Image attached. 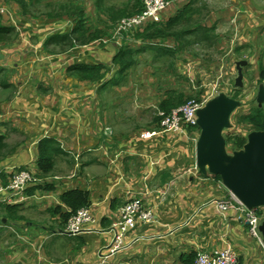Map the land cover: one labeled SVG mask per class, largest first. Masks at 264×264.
I'll return each instance as SVG.
<instances>
[{
	"label": "crops",
	"instance_id": "0c3cea01",
	"mask_svg": "<svg viewBox=\"0 0 264 264\" xmlns=\"http://www.w3.org/2000/svg\"><path fill=\"white\" fill-rule=\"evenodd\" d=\"M208 1L198 0L194 8L209 9ZM11 5L0 0L2 24L17 36L12 45L0 46V190L16 168L33 174L27 190L36 184L53 188L26 191L27 200L16 205L2 202L8 194L0 191V264H194L190 258L197 252L225 249L236 254L237 264H264L238 204L214 176L199 173L195 143L171 134L143 140L140 134L148 127L128 137L123 119L109 122L115 112L102 94L111 86L79 83L66 75L72 65L105 64V80L111 79L117 48L91 43L58 54L53 45L45 47L53 22L37 23ZM221 8L230 18L236 11L244 18L249 11L244 37L250 31L253 40L258 37L264 23L257 17L264 9L258 10L255 0H226ZM172 16L167 10L163 18ZM72 27L64 23L56 34ZM120 126L122 133L115 130ZM41 141L53 143L46 172L36 163ZM75 190L88 194L87 208L97 224L95 232L71 237L64 234L63 216L69 210L62 197ZM132 198H141L155 221L139 225L126 238L128 247L103 262L110 226ZM214 202L228 204V211L219 214Z\"/></svg>",
	"mask_w": 264,
	"mask_h": 264
},
{
	"label": "rangeland",
	"instance_id": "374dc122",
	"mask_svg": "<svg viewBox=\"0 0 264 264\" xmlns=\"http://www.w3.org/2000/svg\"><path fill=\"white\" fill-rule=\"evenodd\" d=\"M72 1H78L82 4L87 22L92 28L100 29L107 24V17L105 15L101 16L96 11L93 0H38L34 6L29 8V12L35 15L39 19L36 20L37 23H40V21L44 20L40 19V16H44L47 12L57 11L59 4H66ZM124 1L112 0L109 4L115 5L114 10H116L121 7ZM185 3H187V0L174 2L169 11L175 15ZM225 3L226 0H210L207 3L209 9H202L200 15L195 17V19L199 20V24L204 27L210 26L213 21L216 22L214 23L216 26L212 36L217 40L212 47L194 45L181 49L178 54H175V57L169 55L165 59L160 60H154V54L150 51L137 56L136 65L127 72L122 82H120L123 89L108 87L109 89L102 94L103 101L108 104V107L110 105V112L113 111L116 115L111 117L110 123L123 119L124 123L120 124L125 126V133L128 137L136 136L138 132L144 131L143 129L147 127L152 129L158 103L166 92L182 94L187 99H198L205 94H209L214 88L218 94H225L230 98L236 95L237 98L235 100L241 102V106L231 116L230 129L223 131V136L228 138V136L233 134L247 133L248 129L237 126V122L242 118L243 113H247L255 103L259 86L257 72L259 65L264 61V26H260L263 29L254 40L252 36H249L251 31L246 32L249 35L244 37L245 29H243V26L251 21L249 19L251 18L249 17V11L247 10L248 14L243 12L245 14L244 18L237 15V11L230 18L228 15L224 16L222 12L223 8L221 7ZM255 6L258 10L264 9V1L255 0ZM14 7L18 10L17 6ZM257 19L259 22L262 21L264 23V15H258ZM28 20L31 24H37L32 19ZM164 22L165 20L162 18L161 23ZM63 24H55L53 22L48 35L51 36L58 33ZM40 27H44V24L40 25ZM116 27L111 31L113 32ZM44 28H47V26ZM112 32L109 33L110 38L96 41L93 45L103 48L110 44L118 50L124 44L138 48L141 43V41L133 39L135 32L132 34H129V32L122 37L119 44H116V40L112 38ZM161 45L164 48L168 46L165 42ZM55 51L58 52L57 49ZM258 58H260L259 63L257 62ZM251 60H256V63L252 64ZM237 61H245L242 68L243 82L240 89L234 87V80L237 77L235 69ZM237 90H240V92ZM262 110L264 113V109ZM149 129L146 131H156L154 130L156 128H153V130ZM115 130L122 133L123 126ZM187 139L193 142L192 137ZM227 151L232 152L230 148H227Z\"/></svg>",
	"mask_w": 264,
	"mask_h": 264
},
{
	"label": "trees",
	"instance_id": "16d2710c",
	"mask_svg": "<svg viewBox=\"0 0 264 264\" xmlns=\"http://www.w3.org/2000/svg\"><path fill=\"white\" fill-rule=\"evenodd\" d=\"M8 4L16 5L20 14L23 17H28L38 20L35 15L29 12V8L34 6L38 0H4ZM112 0H93L94 8L101 16L107 17V24L100 29L92 28L87 22L85 10L82 4L78 1L68 2L66 4H59L57 11L47 12L44 16H40V19H44L45 22H54L56 24L70 23L73 25L71 30L61 34H54L48 37L45 47L53 45L54 49L58 50V54L65 53L66 51L75 48L87 46L99 40H103L110 36L111 30L116 23L129 16L138 15L143 10V0H125L122 2L120 8L114 10L115 5L109 4ZM198 0H188V2L179 10L175 15L170 17L167 21L160 24H150L146 26L142 31H136L133 34V39L145 43H140L138 48L134 46H121L111 59V67L114 68V74L111 79L105 80L109 66L105 64H76L66 68V75L70 78L77 80L79 83L85 82L93 85L100 84L102 88L107 86L121 87L120 82L127 74V72L136 65V58L138 55L145 53L146 51L152 52L154 60L165 59V57L171 55L175 57L181 49L191 47L194 45H201L205 47H212L216 43V38L212 36L215 30L213 25L210 28H206L199 24V20L195 19L200 15V10L197 7L194 8ZM201 1V0H200ZM107 26V27H106ZM110 38V37H109ZM17 39L15 29L8 25L2 24L0 17V46L8 47L12 45ZM163 42L167 43L166 48L162 47ZM149 43L153 45H149ZM172 44V45H170ZM54 52V51H52ZM258 84L264 86V63L259 65L258 69ZM240 92V90H237ZM236 99V95L232 97ZM191 99V98H190ZM187 100L182 94L174 92H166L165 96L160 100L157 106V111L169 113L172 109L182 106ZM264 107L259 108L254 103L253 107L247 113H243L242 118L237 122V126L247 128L246 134H233L225 138L226 147L232 151H239L246 143V136L249 132L263 131L264 130ZM160 118L155 117L152 128H158ZM4 139L0 137V148L3 147L2 141ZM53 145L52 142L41 141L38 145L39 152L37 158V168L40 172H46V164L52 163V155L48 149ZM40 178V175L38 176ZM214 178L220 181L218 176ZM47 187V188H46ZM52 186H43V184H36L29 188L27 194H32L35 190L52 189ZM64 206L69 210V213L64 214L63 221L75 214L79 209L87 208L89 206L88 194L86 192L75 190L65 194L62 197ZM6 210H10V206L5 207ZM264 208L257 209L260 212ZM195 256H192L190 260L194 261Z\"/></svg>",
	"mask_w": 264,
	"mask_h": 264
},
{
	"label": "built area",
	"instance_id": "2783aa9c",
	"mask_svg": "<svg viewBox=\"0 0 264 264\" xmlns=\"http://www.w3.org/2000/svg\"><path fill=\"white\" fill-rule=\"evenodd\" d=\"M180 0H143V10L140 14L121 19L113 30L112 38L119 44L126 34L144 29L150 24L162 22L164 13L169 10L174 2ZM164 19V18H163ZM114 27V28H115ZM102 41V40H101ZM142 44V43H141ZM149 45H153L149 43ZM121 47V46H120ZM221 94V93H219ZM212 88L209 94H205L198 99H189L182 106L172 109L169 113L157 111L156 116L160 118L156 131H144L140 134L143 140L151 139L159 134L180 135L187 138L192 137L196 143L199 136L197 127V112L205 106L207 102L219 95ZM105 135L110 137L112 131L105 130ZM34 176L30 171L16 168L11 171L10 179L6 186L0 191L8 195L2 199L9 205H16L27 200L26 188L34 181ZM231 195V194H230ZM232 199L238 204L239 211L243 213L247 223V231L251 238L257 241L264 253V244L261 235L258 234L259 226L264 221V210L245 208L233 195ZM217 212L223 215L228 211L229 205L224 202H214ZM155 221L152 210L145 208L141 198H132L120 209L118 219L110 226V243L105 248V253L101 259H105L125 250L128 246L126 238L137 229L139 225L153 224ZM96 219L91 215L88 208L79 209L71 215L64 228L67 236H77L83 233L95 232ZM136 241V240H134ZM236 254L229 250H216L211 253L197 252L194 264H237Z\"/></svg>",
	"mask_w": 264,
	"mask_h": 264
},
{
	"label": "water",
	"instance_id": "95a60500",
	"mask_svg": "<svg viewBox=\"0 0 264 264\" xmlns=\"http://www.w3.org/2000/svg\"><path fill=\"white\" fill-rule=\"evenodd\" d=\"M245 61H237L234 87L243 82L242 68ZM259 108L264 107V86L259 85L255 97ZM241 102L219 94L201 108L197 114L199 136L195 143V163L200 174L218 176L224 188L245 208H264V130L246 136V143L239 151H227L223 131L230 129L232 114ZM264 244V221L259 226Z\"/></svg>",
	"mask_w": 264,
	"mask_h": 264
},
{
	"label": "clouds",
	"instance_id": "9594fccd",
	"mask_svg": "<svg viewBox=\"0 0 264 264\" xmlns=\"http://www.w3.org/2000/svg\"><path fill=\"white\" fill-rule=\"evenodd\" d=\"M165 20V19H164ZM56 24V23H55ZM160 24V23H159ZM114 29V28H113ZM112 32V31H111ZM99 41H101V40H99ZM143 44H145L144 42H143Z\"/></svg>",
	"mask_w": 264,
	"mask_h": 264
}]
</instances>
